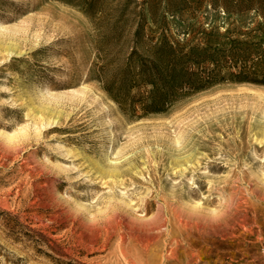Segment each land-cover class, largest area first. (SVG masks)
Listing matches in <instances>:
<instances>
[{
	"label": "rangeland",
	"instance_id": "obj_1",
	"mask_svg": "<svg viewBox=\"0 0 264 264\" xmlns=\"http://www.w3.org/2000/svg\"><path fill=\"white\" fill-rule=\"evenodd\" d=\"M209 3L0 0V264H264V86L135 118L98 79L144 9L224 32Z\"/></svg>",
	"mask_w": 264,
	"mask_h": 264
},
{
	"label": "trees",
	"instance_id": "obj_2",
	"mask_svg": "<svg viewBox=\"0 0 264 264\" xmlns=\"http://www.w3.org/2000/svg\"><path fill=\"white\" fill-rule=\"evenodd\" d=\"M208 1L206 9L233 20L224 32L215 24L209 29L179 24L178 34L166 21L148 27L144 9L124 62L116 64L108 55L102 58L98 79L126 114L135 118L165 114L223 83L264 86V0ZM191 9L194 13L204 8Z\"/></svg>",
	"mask_w": 264,
	"mask_h": 264
},
{
	"label": "bare ground",
	"instance_id": "obj_3",
	"mask_svg": "<svg viewBox=\"0 0 264 264\" xmlns=\"http://www.w3.org/2000/svg\"><path fill=\"white\" fill-rule=\"evenodd\" d=\"M3 27V26H2ZM2 35V34H1ZM43 97H45V96H43ZM56 97V96H55ZM34 97H32V99H33ZM46 98H47V96H46ZM31 101V100H30ZM45 103V102H44ZM50 103V102H49ZM27 104H28V102H27ZM30 104V103H29ZM37 104V103H36ZM36 104H33V105H35L36 106ZM41 104H43V103H41ZM47 104V103H46ZM30 106H32V103H31V105ZM29 106V107H30ZM32 109V108H31ZM52 109V108H51ZM33 111H36V109L34 110V109H32ZM39 110V109H38ZM109 110V109H108ZM34 113V112H33ZM37 113V112H36ZM39 113V112H38ZM34 115H35V113H34ZM40 115V114H39ZM38 115V116H39ZM36 116V115H35ZM33 117V116H32ZM40 118V117H39ZM38 119V118H37ZM36 121V120H35ZM59 121V120H58ZM57 121V122H58ZM109 121V120H108ZM48 122V121H47ZM45 123V122H44ZM49 123H50V121H49ZM47 124V123H46ZM51 124V123H50ZM52 125V124H51ZM57 125V124H56ZM56 125H53L52 127H55ZM44 126V125H43ZM52 127H50V125H49V127L48 128H52ZM81 154V153H80ZM108 155V154H107ZM106 157H108V156H106ZM82 158H84V157H82ZM87 158V157H86ZM107 160H108V158H107ZM90 161V160H89ZM88 162V161H87ZM97 162V161H96ZM93 163V162H92ZM120 163V162H119ZM128 164H130V163H128ZM89 165V164H88ZM104 165V164H103ZM133 165V164H132ZM60 166H62L61 164H60ZM96 166V165H95ZM106 166H111V165H106ZM117 167H118V165H117ZM126 167H128V166H126ZM134 167V166H133ZM64 169V168H63ZM120 169V168H119ZM118 168H111V169H109V171H111L113 174H119V172L121 171V170H119ZM122 169V168H121ZM99 170V169H98ZM100 171V170H99ZM107 171V170H106ZM98 172V171H97ZM123 172V171H122ZM108 173V172H107ZM124 173V172H123ZM105 174V173H104ZM103 175V174H102ZM124 176V175H123ZM119 179H121V177L119 178ZM114 183V182H113ZM122 185H125V184H122ZM121 186V185H120ZM119 188V187H118ZM125 191V190H124ZM123 191V192H124ZM121 192V191H120ZM122 193V192H121ZM124 194V193H123ZM120 197V196H119ZM123 202V201H122ZM127 202V201H126ZM233 202V201H232ZM128 203V202H127ZM130 203V202H129ZM147 203V202H146ZM80 205V204H79ZM120 208V207H119ZM122 208H124L123 206H122ZM115 209H117V208H115ZM121 210V209H120ZM125 210H127V209H125ZM141 210V209H140ZM114 211V210H113ZM114 214H116V213H114ZM109 216H113V215H109ZM116 216V215H115ZM114 217V216H113ZM117 217H118V214H117ZM167 217V216H166ZM112 218V217H111ZM113 220V219H112ZM98 221H100V220H98ZM183 222V221H182ZM102 223V222H101ZM100 224V223H99ZM97 225V224H96ZM105 225V224H104ZM101 226H103V225H101ZM165 229H166V227H165ZM163 230V229H162ZM122 237V236H121ZM127 237V236H126ZM156 238H157V236H156ZM123 239V238H122ZM127 239V238H126ZM151 239V238H150ZM128 240V239H127ZM126 240V241H127ZM153 240V239H152ZM151 240V241H152ZM122 241H124V240H122ZM147 241H149V240H147ZM154 241V240H153ZM121 242V241H120ZM125 254V253H124ZM125 256H126V254H125Z\"/></svg>",
	"mask_w": 264,
	"mask_h": 264
}]
</instances>
